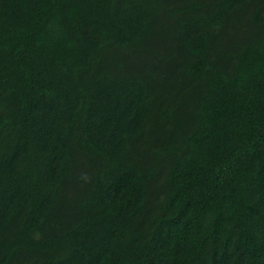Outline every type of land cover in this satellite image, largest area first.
Instances as JSON below:
<instances>
[{
	"label": "trees",
	"instance_id": "1",
	"mask_svg": "<svg viewBox=\"0 0 264 264\" xmlns=\"http://www.w3.org/2000/svg\"><path fill=\"white\" fill-rule=\"evenodd\" d=\"M0 264H264V0H0Z\"/></svg>",
	"mask_w": 264,
	"mask_h": 264
}]
</instances>
